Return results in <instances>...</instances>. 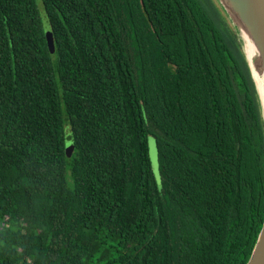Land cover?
I'll return each mask as SVG.
<instances>
[{"label":"trees","instance_id":"obj_1","mask_svg":"<svg viewBox=\"0 0 264 264\" xmlns=\"http://www.w3.org/2000/svg\"><path fill=\"white\" fill-rule=\"evenodd\" d=\"M263 221L264 120L216 0H0V264H246Z\"/></svg>","mask_w":264,"mask_h":264},{"label":"water","instance_id":"obj_2","mask_svg":"<svg viewBox=\"0 0 264 264\" xmlns=\"http://www.w3.org/2000/svg\"><path fill=\"white\" fill-rule=\"evenodd\" d=\"M216 2L241 44L256 85L264 120V100L259 90V79L264 80V0H216ZM43 20L47 23L45 13ZM248 46L252 48L251 58L247 55ZM246 264H264V221Z\"/></svg>","mask_w":264,"mask_h":264},{"label":"rangeland","instance_id":"obj_3","mask_svg":"<svg viewBox=\"0 0 264 264\" xmlns=\"http://www.w3.org/2000/svg\"><path fill=\"white\" fill-rule=\"evenodd\" d=\"M41 14L43 16L44 11L41 10ZM148 158L151 166V171L156 181H159V170H158V162L155 151V145L152 137H148Z\"/></svg>","mask_w":264,"mask_h":264},{"label":"bare ground","instance_id":"obj_4","mask_svg":"<svg viewBox=\"0 0 264 264\" xmlns=\"http://www.w3.org/2000/svg\"><path fill=\"white\" fill-rule=\"evenodd\" d=\"M247 55L249 58H251V56H252V48L250 46L247 47ZM259 82H260L259 90H260L261 96L263 98L262 100H264V80L262 78H260Z\"/></svg>","mask_w":264,"mask_h":264}]
</instances>
